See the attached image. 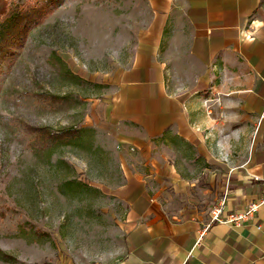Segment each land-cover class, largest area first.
<instances>
[{
    "label": "crops",
    "instance_id": "1",
    "mask_svg": "<svg viewBox=\"0 0 264 264\" xmlns=\"http://www.w3.org/2000/svg\"><path fill=\"white\" fill-rule=\"evenodd\" d=\"M141 1L109 112L120 241L96 264H264V207L240 227L210 215L264 194V0Z\"/></svg>",
    "mask_w": 264,
    "mask_h": 264
},
{
    "label": "rangeland",
    "instance_id": "2",
    "mask_svg": "<svg viewBox=\"0 0 264 264\" xmlns=\"http://www.w3.org/2000/svg\"><path fill=\"white\" fill-rule=\"evenodd\" d=\"M27 1L0 0V18ZM146 13L141 0H62L0 59V264H96L120 241L109 112Z\"/></svg>",
    "mask_w": 264,
    "mask_h": 264
},
{
    "label": "trees",
    "instance_id": "3",
    "mask_svg": "<svg viewBox=\"0 0 264 264\" xmlns=\"http://www.w3.org/2000/svg\"><path fill=\"white\" fill-rule=\"evenodd\" d=\"M60 1L62 0H29L9 5L0 18V59L14 39L27 33V25L32 19L41 16L50 5L56 6Z\"/></svg>",
    "mask_w": 264,
    "mask_h": 264
},
{
    "label": "built area",
    "instance_id": "4",
    "mask_svg": "<svg viewBox=\"0 0 264 264\" xmlns=\"http://www.w3.org/2000/svg\"><path fill=\"white\" fill-rule=\"evenodd\" d=\"M226 201L227 197L224 196L212 206L210 210L211 222L240 227L253 220L257 212L264 207V194L260 198L249 202L245 208L239 210L226 211ZM257 227L264 232V227L261 224H258Z\"/></svg>",
    "mask_w": 264,
    "mask_h": 264
}]
</instances>
